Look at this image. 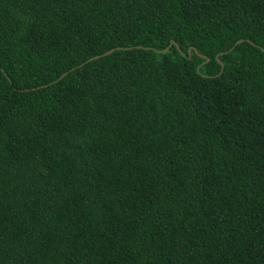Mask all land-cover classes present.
Wrapping results in <instances>:
<instances>
[{"label":"trees","instance_id":"trees-1","mask_svg":"<svg viewBox=\"0 0 264 264\" xmlns=\"http://www.w3.org/2000/svg\"><path fill=\"white\" fill-rule=\"evenodd\" d=\"M0 264H264V0H0Z\"/></svg>","mask_w":264,"mask_h":264},{"label":"water","instance_id":"water-1","mask_svg":"<svg viewBox=\"0 0 264 264\" xmlns=\"http://www.w3.org/2000/svg\"><path fill=\"white\" fill-rule=\"evenodd\" d=\"M241 41H242V39H238V40L236 41L235 44H237V43H239V42H241ZM169 47H170V45L166 46V47L163 48L161 51H166V50L169 49ZM112 51H113V48L104 51L101 55L108 54V53H110V52H112ZM188 52H190V49H188ZM99 56H100V54H96V55H93V56L89 57L87 60H91V59L97 58V57H99ZM202 56H203V57H206L205 55H202ZM206 60H208V58H206ZM64 74H65V73H63L62 75H64ZM62 75H61V76H62Z\"/></svg>","mask_w":264,"mask_h":264}]
</instances>
